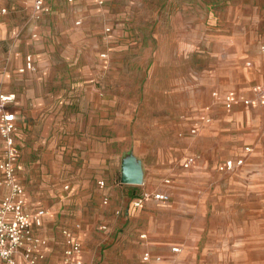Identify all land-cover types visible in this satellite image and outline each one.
Segmentation results:
<instances>
[{
	"label": "rangeland",
	"instance_id": "1",
	"mask_svg": "<svg viewBox=\"0 0 264 264\" xmlns=\"http://www.w3.org/2000/svg\"><path fill=\"white\" fill-rule=\"evenodd\" d=\"M47 2L51 5V12L42 20H36L33 0H0V39H5L3 33L10 35L14 29L18 37L27 31L28 37L22 47L30 44L32 48V43L37 40L38 49L28 51L36 55L32 70L37 71L43 67L39 62L41 53L45 51L52 55L55 52L74 53L73 60L56 61L52 67L62 72L81 73L83 79L97 85L131 87V99L141 102L137 116L145 122H163L162 116L173 110L170 104L163 103L176 101L181 104L191 97L192 90L196 96L199 94L198 99H203L204 95L205 100L208 99L211 88L217 85L208 87L212 78L220 83L231 78L227 73L228 67L223 63L218 66L217 53L234 51L237 40L245 48L248 39L264 38V0ZM59 3L63 7L72 6L71 13L63 19L67 26L52 31L50 39H46L47 35L38 26L49 21L51 13L57 15L54 20H61L58 14L65 13V9L59 10ZM78 19H81L80 24L76 22ZM58 28L61 27L58 25ZM74 31H78L80 39H76L73 46L69 45L71 39L67 38ZM217 66L219 73L212 77L210 70ZM21 67L17 72L26 73V70H20ZM164 105L167 106L164 108ZM223 114V107H218L213 115L214 121ZM256 117L262 119L264 130V112H259ZM212 133H205V169L192 172L180 167L178 172L154 173L152 191L170 189L174 191L172 199L168 202L155 200V205L145 203L138 211L139 216L128 218L116 244L108 251L113 260L121 261L116 249L123 248L128 255V263L145 264L142 253L147 248L146 237L141 235L147 232L149 225L146 215L154 212L158 222L174 216L173 222L178 225L177 237L169 233L164 240L172 247L179 246L180 251L161 253L163 261L160 264L168 261L264 264V137L240 138L223 147L224 141ZM247 141H252L254 146L252 170H219V161L236 153ZM236 146V152L224 154V149L232 150ZM143 168L144 181L138 186L147 188L149 175L144 165ZM18 173L30 180L28 184L33 186L29 191L34 197L37 193L33 194L32 190H39L38 194L43 199L51 196L83 197L90 192L84 181L79 184L80 173L74 171L73 166L68 172L59 170L52 173L54 178L46 177V184L51 182L55 185L45 192L38 187L41 184L39 174L26 178L28 172L22 168ZM119 175V171L115 173L116 180ZM95 186L99 187L97 182ZM112 214L121 217L125 213L122 208L119 212L114 208ZM162 231L165 229L159 232Z\"/></svg>",
	"mask_w": 264,
	"mask_h": 264
},
{
	"label": "crops",
	"instance_id": "2",
	"mask_svg": "<svg viewBox=\"0 0 264 264\" xmlns=\"http://www.w3.org/2000/svg\"><path fill=\"white\" fill-rule=\"evenodd\" d=\"M44 1L51 8L50 3ZM60 5L59 10L65 9V13L58 14L61 20H54L57 15L51 13L49 21L38 26L47 35L46 39H50L52 31L67 26L63 19L71 13L72 6ZM49 10L34 14L36 20H42L51 12V9ZM58 25L61 28H58ZM3 34L5 39H0V94H15L7 109L15 113L18 127L15 138L20 148V157L16 175L25 187L30 208L47 209L43 224L34 229V234L46 241L35 250V254L40 255L37 264H55L63 258L64 228L72 230L82 242V250L74 255V260L86 264H130L123 248L116 249L121 257L120 262L113 260L108 251L116 244L128 223V218L139 216L138 211L145 203L155 205L154 201L158 200L148 197L152 199H144L140 206L133 204V200L139 197L144 189L153 190L151 187L155 179L154 173L178 172L180 167L192 172L205 169V133L213 132L219 140L224 141L223 147L240 138L250 140L256 139L258 135L264 137L262 119L256 117L259 112H264V95L259 96L257 89L264 87V49L261 48L264 38L248 39L245 48L237 40L234 51L217 53L218 66L223 63L228 67L227 73L231 78L224 83L212 78L208 87L217 85L211 88L208 99L205 100V95L203 99H198L199 94L196 96L192 90L191 97L181 104L176 101L163 103L173 107L168 115L162 116L163 122H145L137 116L141 102L131 99V87L97 85L87 82L81 73L69 70L62 72L52 67L56 61L73 60L72 52H55L52 55L45 51L41 53L39 62L43 67L38 71L28 69L24 74L19 73L20 65L25 64L26 55L31 53L28 51L38 49L39 44L35 40L32 48L30 44L28 47H22L28 37L27 31L19 37L15 29L10 35ZM78 34V31H74L69 35V45L74 46L76 39H80ZM31 54L35 63L36 55ZM218 66L210 70L212 77L219 73ZM213 91H217V95H214ZM226 94L236 98L232 107H227L224 102ZM247 98L251 100L249 103L244 101ZM165 106L167 105L162 107ZM218 107H223L224 114L215 122L213 115ZM246 144L253 147L250 152L245 151ZM3 147L4 141L0 135V159ZM236 149L237 146L232 150L223 151L228 154ZM253 150L252 141H247L240 150L234 151L236 153L221 159L217 167L227 158L245 157V162L232 171L248 172L254 167ZM131 152L141 159L145 172L149 175L147 188L139 187L138 183L121 180L123 160ZM191 155L195 157V161L185 167L184 161ZM39 162L42 163L37 166ZM72 166L74 171L80 173L77 179L79 184L84 181V186L89 187L88 195L51 196L43 199L38 194L39 190H32L33 194L37 193L34 197L30 192L33 185L28 184L30 180L27 181L18 173L22 168L28 172L26 178H34L39 174L41 184H38V187L45 192L48 187L55 185L51 182L46 184V177L54 178L52 173L59 170L68 172ZM118 171L120 175L116 180L115 173ZM101 180L104 184L100 183ZM95 182L102 188L95 186ZM161 191L169 192L168 201L172 199L174 191ZM6 192L7 188L0 186V197ZM114 208H122L125 214L115 217L112 214ZM176 217L180 219L179 216ZM146 218L149 225L147 232L143 234L147 236V248L144 249L142 257L149 251L152 258L144 260V263L160 264L163 261L161 253L170 250L173 252L174 247L164 239L168 238L169 233H172L170 236L177 237L178 225L173 222L174 216L167 220L162 218L158 222L156 214L149 212ZM103 225H106L105 229ZM162 229L165 231L160 233ZM192 236L190 233V237ZM24 254L25 249L16 255L17 264H29ZM158 256L161 261L155 259ZM164 264L184 263L168 261Z\"/></svg>",
	"mask_w": 264,
	"mask_h": 264
},
{
	"label": "built area",
	"instance_id": "3",
	"mask_svg": "<svg viewBox=\"0 0 264 264\" xmlns=\"http://www.w3.org/2000/svg\"><path fill=\"white\" fill-rule=\"evenodd\" d=\"M103 0H100L102 2ZM50 7L44 0H34V14L48 11ZM81 23V19L76 21ZM110 28L107 27V30ZM264 49V44L261 46ZM106 56V53L102 54ZM251 62H248L250 64ZM35 63L31 53L26 55L25 64L20 68L21 71L34 69ZM259 96L264 95V87H258ZM217 95V91H213ZM15 98L14 93L0 94V134L4 141L3 153L0 159V186L6 187L7 192L0 197V262L4 264H17L16 255L25 249V258L29 264H37L40 255L35 254L36 248L46 241L39 235L34 234V229L41 227L47 209L40 207L31 209L28 205L25 187L17 178L16 172L20 157V148L16 142L15 133L17 130L16 115L7 109V105ZM227 107H232L236 98L231 94L224 96ZM249 103L250 99L244 100ZM209 121L210 118H207ZM245 151L250 152L253 147L245 145ZM195 161L194 156H188L184 161V166L189 167ZM245 162V157L227 158L219 164V170L232 171ZM104 184V181H100ZM68 187V185H66ZM154 197L158 200L168 201L170 194L167 191L144 190L142 194L133 200L135 206H140L144 199ZM119 212V210H117ZM106 228V225H103ZM62 234L65 239V249L63 258L55 264H86L79 260H74V255L82 250V242L69 228H64ZM147 237L146 234L141 235ZM173 251H180L179 246H174ZM152 258L151 253L146 251L143 259L148 261ZM161 261V257L155 258Z\"/></svg>",
	"mask_w": 264,
	"mask_h": 264
},
{
	"label": "water",
	"instance_id": "4",
	"mask_svg": "<svg viewBox=\"0 0 264 264\" xmlns=\"http://www.w3.org/2000/svg\"><path fill=\"white\" fill-rule=\"evenodd\" d=\"M121 180L127 183H142L144 181V168L141 159L132 152L128 154L122 163Z\"/></svg>",
	"mask_w": 264,
	"mask_h": 264
}]
</instances>
